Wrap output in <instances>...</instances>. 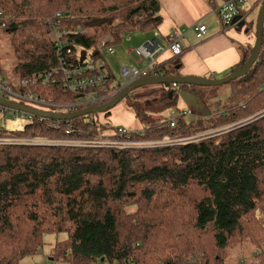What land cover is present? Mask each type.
I'll list each match as a JSON object with an SVG mask.
<instances>
[{"label": "trees", "instance_id": "obj_1", "mask_svg": "<svg viewBox=\"0 0 264 264\" xmlns=\"http://www.w3.org/2000/svg\"><path fill=\"white\" fill-rule=\"evenodd\" d=\"M0 10L8 19L4 26L0 19V29L10 35V68L25 78L59 64L46 23L56 13L66 29L84 30L66 36L77 67L79 51H86V61L106 35L112 46L127 32L153 38L162 21L159 0H0ZM250 51L223 76L241 67ZM170 61L178 64V57ZM159 71L170 73L165 65ZM228 85L224 109L204 120L177 112L173 127L165 121L177 99L170 85L160 87L158 95L165 92L160 102L152 88L136 92L146 85L131 91L123 100L142 135L130 131V140L200 136L163 148L76 147L62 141L119 138L117 128L103 135L105 125L93 113L69 120L34 116L19 130L0 132V138L21 142L0 144V264H19L36 254L47 234L60 237L48 258L66 264H227L245 245L254 253L239 264H264V28L257 60ZM177 86L202 95L203 86ZM16 90L56 104L84 96L65 91L59 80H37Z\"/></svg>", "mask_w": 264, "mask_h": 264}, {"label": "built area", "instance_id": "obj_2", "mask_svg": "<svg viewBox=\"0 0 264 264\" xmlns=\"http://www.w3.org/2000/svg\"><path fill=\"white\" fill-rule=\"evenodd\" d=\"M246 0H222L213 11L216 13L218 20L223 28L229 27L234 18L240 14V11ZM0 19H3L1 26L7 23V18H2V12L0 10ZM51 21L49 25V38L55 45V55L59 60V64L56 67L50 69L45 75H39L37 77L25 78L15 74L12 69L2 68L0 65V97L6 101H10L17 104H22L45 112H53L56 110L71 111L75 107H88L96 104H102L112 99L118 92H120L130 82L147 76L157 74V63L158 55L164 51H169L172 56H179L182 53L181 39L183 37V31H173L167 34L164 39H161L158 34L143 42L139 46L132 47L130 49L129 60L136 64H142L141 67L135 64L126 65L123 64L120 67V74L122 77V84L115 80H110L109 72L102 63L96 64L93 59L83 61L85 65L77 67L75 63L69 58L72 52L67 35L72 33L84 34L82 29L68 30L61 25V13H56L54 17L48 19ZM194 30L197 38H202L207 31V27L203 24L196 23L191 26ZM110 36L103 37L99 43L98 48H104L107 53L114 54L115 49L109 45ZM131 53L133 56H131ZM80 58V55H79ZM88 73V75L79 77L82 74ZM55 75L53 79L51 77ZM59 76V77H58ZM58 77V78H57ZM37 80L42 83L55 82L59 80L62 83V87L68 92H83L84 96L79 98L74 103L68 104H56L50 101H45L36 95L23 94L16 90L17 87H26L29 83H34ZM77 110V109H76ZM0 111L3 113L11 112L13 116H17V112L21 113V117L28 115L31 120L34 116L28 113L10 109L3 105H0ZM176 114H170L166 119V124L170 127L175 125ZM54 128L58 127L53 125ZM69 133V132H68ZM115 136L119 138L105 139L98 137V140L114 142L116 147L120 149L126 148H157L160 146H168L171 144L189 141L200 138L195 135L186 138L176 139H161V140H149V141H133L130 140V131L125 128H117ZM62 141L67 142L76 147L87 146H104L105 143L98 144L96 139H63ZM25 142V141H24ZM35 142V141H31ZM21 143V142H16ZM66 143V144H67Z\"/></svg>", "mask_w": 264, "mask_h": 264}, {"label": "rangeland", "instance_id": "obj_3", "mask_svg": "<svg viewBox=\"0 0 264 264\" xmlns=\"http://www.w3.org/2000/svg\"><path fill=\"white\" fill-rule=\"evenodd\" d=\"M245 5L246 6L244 10L245 12L248 13V11L252 9V7H250L248 3H246ZM259 10H260V7L256 8V10L251 12L252 14L250 13L247 18L248 22L250 20L252 21L250 24H251V30L253 32L256 31V23H257ZM212 16L216 17V13L212 12ZM61 17H62V14H61ZM46 23L49 26L51 21H49L47 18ZM78 29H82V28H78ZM148 36H149V33L147 32H140V31H137V32L134 31L131 33L127 32L123 35L122 42L117 46H113L115 49L114 54L107 53V51L104 48L102 49L96 48V49H92L88 51V58L86 59V61L89 60L90 55L97 53L98 57L95 59L96 64H98V62L102 63L107 70H110L112 72V74L115 77V81L120 82V84H122L120 67L123 64L129 65V66L132 64H135L138 67H141L142 65V64L134 63L137 60V58H134L136 59L134 62L129 60V56H128L129 54L126 53L127 48L139 46L142 42H144L143 39ZM109 45H110V42H109ZM131 56H133L132 53H131ZM77 57H79V55H77ZM12 61H13V52L10 46V35L7 31L0 29V65L2 68L10 69ZM162 65H165V69L169 70L168 71L170 72L169 75H174L175 72L179 70V68L178 69L176 68V66H179V63L178 64L176 63L174 65L171 61H169ZM156 66L159 68L160 66L159 61ZM232 67H230L229 70ZM222 76L223 74L221 73L215 74L216 78H221ZM161 86L162 84H152V85L149 84L143 88H140V90H137L136 92L147 93L152 88L153 90L157 92V95L154 97L155 100L157 102H160L161 98L165 97V92H162L163 96L161 95V97L160 95H158V92L160 91ZM167 90L169 92L171 91L172 93L174 92V94H176L177 96V99H176L175 105L168 108V112L165 111L166 116H169L171 113L177 114V112H185L186 113L185 118L187 120H195V119L204 120L205 118L209 116V112L221 111L228 104L226 98L230 94V86L228 84L218 85L216 87H200L199 91L202 92L201 97L197 95L196 93L197 91L195 92L194 90L188 89L187 87H179V86L170 84V88H167ZM152 104H153V107L157 105V103L155 102ZM155 111L156 110H154V112L151 111V113L155 114ZM93 114L95 117H98V119L103 125H105V129L102 132V134L105 136L114 134L116 128H125L128 131H136L141 127L139 125L140 124L139 121L133 116L131 109L127 107L126 100H121L120 102H118L113 108L110 109V113H108L109 115L107 116L104 115V113H98V112H95ZM29 122H30V119L28 115L21 117V113L17 112V116L15 117L9 111L6 113H3L2 111H0V132H2L3 130H6V131L19 130L23 128ZM168 139L170 140V139H176V138H168ZM146 141H149V140H146ZM16 142L18 141L12 140L10 138H0V144L2 143L11 144V143H16ZM96 142H98V144L105 143L104 147H116L114 145V142L102 141L98 139H96ZM25 143H31V142L29 140H26ZM163 147H167V146H160L157 148H163ZM123 149H130V148L124 147ZM140 149H152V148H140ZM57 238L55 237L54 234L45 235L44 236L45 244L43 245V247L36 254L25 256L24 258H22L19 264H66L65 262L61 260L52 262L48 258L51 247L53 246ZM58 239H60V237ZM253 253H254V250L250 246L245 245L240 250L239 249L235 250L232 253V255L228 258L227 264H239V259H243V261H248L250 260V257H252Z\"/></svg>", "mask_w": 264, "mask_h": 264}, {"label": "crops", "instance_id": "obj_4", "mask_svg": "<svg viewBox=\"0 0 264 264\" xmlns=\"http://www.w3.org/2000/svg\"><path fill=\"white\" fill-rule=\"evenodd\" d=\"M222 0H159L161 23L155 33L161 39L173 31H183L182 53L177 56L179 70L174 75L207 77L216 73L224 74L230 67L239 63L255 42V31L251 30L248 16L260 7L261 0H246L237 19L223 28L218 17L212 16L213 9ZM252 9L245 12V4ZM259 4V5H258ZM252 14V13H251ZM199 23L207 27L202 38H197L191 26ZM151 35L145 37L147 41ZM132 47H128L126 53ZM176 56L169 51L158 55L159 65ZM159 70V68H158ZM140 125V124H139ZM141 126V125H140ZM141 127L136 130L140 131Z\"/></svg>", "mask_w": 264, "mask_h": 264}, {"label": "water", "instance_id": "obj_5", "mask_svg": "<svg viewBox=\"0 0 264 264\" xmlns=\"http://www.w3.org/2000/svg\"><path fill=\"white\" fill-rule=\"evenodd\" d=\"M238 16L234 18L237 19ZM263 28H264V0H262V3L260 5V10L257 18L256 23V31H255V42L253 44V47L251 48L250 54L248 59L243 63L241 67L236 68L234 71L230 72L229 74L221 77V78H207V77H198V76H182V75H154V76H147L138 78L129 84H127L117 95H115L112 99L109 101L102 103V104H96L88 107H84L82 109L69 112V113H51V112H44L41 110H38L36 108H32L29 106H25L22 104L13 103L10 101H6L0 97V105H3L5 107H8L10 109L22 111L25 113H28L30 115H33L35 117H42V118H53L57 120H69L76 117H80L83 115L91 114V113H107L110 111L111 108H113L118 102L123 100L131 91L134 89L149 85V84H167V85H194V86H218L223 84H228L231 80L244 76L253 63L257 60L259 55V50L262 43V34H263ZM86 57V51L81 50L80 51V58L79 60L82 62V65H85L83 62ZM178 69L179 66H176ZM172 92L170 91L169 94Z\"/></svg>", "mask_w": 264, "mask_h": 264}, {"label": "clouds", "instance_id": "obj_6", "mask_svg": "<svg viewBox=\"0 0 264 264\" xmlns=\"http://www.w3.org/2000/svg\"><path fill=\"white\" fill-rule=\"evenodd\" d=\"M158 71H159V70H157V73H158V74H155V75H158V76H159V75H163L162 72H158ZM153 76H154V75H153ZM176 86H177V85H176ZM17 111H18V110H17ZM62 113H63V112H62ZM64 113H66V112H64ZM134 133H135V134H138V135H142V132H141V131H134Z\"/></svg>", "mask_w": 264, "mask_h": 264}, {"label": "flooded vegetation", "instance_id": "obj_7", "mask_svg": "<svg viewBox=\"0 0 264 264\" xmlns=\"http://www.w3.org/2000/svg\"><path fill=\"white\" fill-rule=\"evenodd\" d=\"M110 112V111H109Z\"/></svg>", "mask_w": 264, "mask_h": 264}]
</instances>
